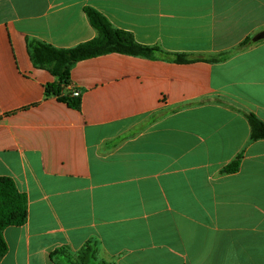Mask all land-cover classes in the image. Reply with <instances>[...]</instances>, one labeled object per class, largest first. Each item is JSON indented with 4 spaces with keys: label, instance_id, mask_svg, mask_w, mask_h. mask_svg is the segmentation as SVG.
<instances>
[{
    "label": "crops",
    "instance_id": "0c3cea01",
    "mask_svg": "<svg viewBox=\"0 0 264 264\" xmlns=\"http://www.w3.org/2000/svg\"><path fill=\"white\" fill-rule=\"evenodd\" d=\"M87 8L190 62L108 54L71 72L81 111L47 97L28 40L94 39ZM263 32L264 0H0V177L28 199L0 264H73L52 254L90 240L87 264H264Z\"/></svg>",
    "mask_w": 264,
    "mask_h": 264
},
{
    "label": "trees",
    "instance_id": "16d2710c",
    "mask_svg": "<svg viewBox=\"0 0 264 264\" xmlns=\"http://www.w3.org/2000/svg\"><path fill=\"white\" fill-rule=\"evenodd\" d=\"M86 13L91 25L98 32L94 39L72 48H57L36 39H29L27 43L33 65L38 69L47 70L55 78V81L47 85L46 96L56 98L57 101L66 104L72 110L81 111L82 108L81 94H74L71 78V72L79 62L113 53L151 60L167 56L176 63L187 64L190 62L185 55H167L168 53L158 46L138 43L131 33L115 28L106 17L93 8H87ZM250 44L251 40H246L239 48L247 47ZM249 123L251 141L264 140V123L253 114L249 116ZM241 161L242 155L237 156L223 169L222 173L238 172ZM27 220V196L17 189L11 178L0 177V263L8 252L4 231L9 227L23 226ZM98 253L97 241L90 240L76 255L69 254L66 249H59L52 254V258L63 254L69 260L74 259L73 264H87L96 259Z\"/></svg>",
    "mask_w": 264,
    "mask_h": 264
},
{
    "label": "water",
    "instance_id": "95a60500",
    "mask_svg": "<svg viewBox=\"0 0 264 264\" xmlns=\"http://www.w3.org/2000/svg\"><path fill=\"white\" fill-rule=\"evenodd\" d=\"M262 39H264V32L262 34H260L256 39H254V42H258Z\"/></svg>",
    "mask_w": 264,
    "mask_h": 264
},
{
    "label": "built area",
    "instance_id": "2783aa9c",
    "mask_svg": "<svg viewBox=\"0 0 264 264\" xmlns=\"http://www.w3.org/2000/svg\"><path fill=\"white\" fill-rule=\"evenodd\" d=\"M74 94H75V95H78V94H79V92H78V91H74Z\"/></svg>",
    "mask_w": 264,
    "mask_h": 264
}]
</instances>
